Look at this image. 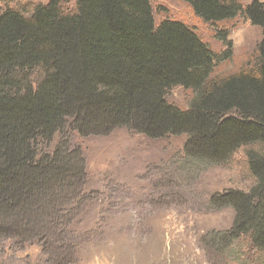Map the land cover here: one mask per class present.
Here are the masks:
<instances>
[{"label": "trees", "instance_id": "1", "mask_svg": "<svg viewBox=\"0 0 264 264\" xmlns=\"http://www.w3.org/2000/svg\"><path fill=\"white\" fill-rule=\"evenodd\" d=\"M70 1L0 7V255L36 247L68 264L90 208L85 161L67 133L125 128L185 136V157L210 165L246 149L253 184L211 197L234 215L204 243L223 264H264V156L253 150L264 148V0H180L205 23L242 17L260 29L254 69L223 78L212 74L232 56L227 32L215 54L180 21L155 25L149 0ZM175 87L194 93L189 109L166 101Z\"/></svg>", "mask_w": 264, "mask_h": 264}, {"label": "rangeland", "instance_id": "2", "mask_svg": "<svg viewBox=\"0 0 264 264\" xmlns=\"http://www.w3.org/2000/svg\"><path fill=\"white\" fill-rule=\"evenodd\" d=\"M41 0H6L1 8L21 9ZM253 0H240L243 6ZM263 1V0H257ZM74 0L70 1V6ZM155 25L180 21L215 53L224 51L217 39L227 32L232 56L216 64L213 78L254 69L261 31L242 17L205 23L180 0H149ZM194 93L173 88L166 101L187 110ZM71 148L80 149L87 172L85 186L89 212L79 230L86 236L69 250L68 264H223L204 239L229 229L230 208L214 209L213 195L228 190L247 192L253 184L240 149L224 165H210L185 157V136L150 140L125 128L106 136L80 137L68 132ZM264 156L263 147H254ZM40 248L0 255V264H51ZM249 258L251 251L242 246ZM231 264H237L231 259Z\"/></svg>", "mask_w": 264, "mask_h": 264}]
</instances>
